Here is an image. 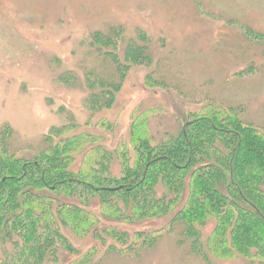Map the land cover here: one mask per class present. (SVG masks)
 <instances>
[{"label":"trees","instance_id":"16d2710c","mask_svg":"<svg viewBox=\"0 0 264 264\" xmlns=\"http://www.w3.org/2000/svg\"><path fill=\"white\" fill-rule=\"evenodd\" d=\"M123 35L122 25L111 26L81 42L111 68L109 76L95 66L84 72L82 124L64 111L63 123L51 125L31 155L13 151L12 129L1 127L0 264H56L60 252L70 256L65 264H100L109 254L136 259L176 224L177 245L187 244L203 264L238 257L264 264V126L247 121L242 106L204 102L184 112L178 133L159 139L150 122L162 107L139 106L130 115L128 138L112 148L101 133L78 130L115 131L109 120H93L111 109L133 67L151 70L146 87H167L154 77L148 35L137 30L120 49ZM57 80L72 86L77 78L66 71ZM161 218L167 221L157 228L135 227ZM68 232L93 244L79 249Z\"/></svg>","mask_w":264,"mask_h":264},{"label":"rangeland","instance_id":"374dc122","mask_svg":"<svg viewBox=\"0 0 264 264\" xmlns=\"http://www.w3.org/2000/svg\"><path fill=\"white\" fill-rule=\"evenodd\" d=\"M118 25L124 33L120 49L136 38L137 30L148 35L154 77L167 87H146L151 70L133 67L111 109L93 120L103 117L116 125L115 131L95 125H81L79 131L101 133L104 145L112 148L119 138H128L133 110L160 105L150 122L159 139L164 132L178 133L185 126L184 112L209 101L240 105L247 121L264 126V0H0V130L11 127L13 151L31 155L39 149L48 128L63 123L64 111L81 124L85 121L83 74L95 66L109 76L111 68L109 60L81 42ZM244 68H250L249 74L234 79ZM66 71L77 78L72 86L58 83ZM112 168L117 175L119 168ZM96 207L92 205L94 212ZM166 221L135 227L153 229ZM209 229H202L203 237ZM180 231L174 225L139 258L109 254L100 264H203L188 254L187 244L177 245ZM67 235L79 249L93 244L90 238ZM69 259L60 252L56 264ZM243 259L214 264H244Z\"/></svg>","mask_w":264,"mask_h":264}]
</instances>
